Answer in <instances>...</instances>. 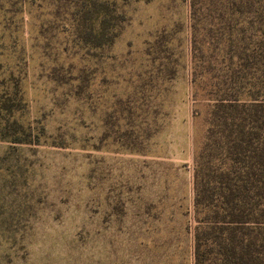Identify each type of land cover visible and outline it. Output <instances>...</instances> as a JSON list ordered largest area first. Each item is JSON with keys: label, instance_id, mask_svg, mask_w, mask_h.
Listing matches in <instances>:
<instances>
[{"label": "rangeland", "instance_id": "obj_1", "mask_svg": "<svg viewBox=\"0 0 264 264\" xmlns=\"http://www.w3.org/2000/svg\"><path fill=\"white\" fill-rule=\"evenodd\" d=\"M38 2L11 14L17 30L0 11V131L18 85L38 139L0 140V264H193L207 103L193 99L188 0H109L119 33L84 58L39 33L52 6Z\"/></svg>", "mask_w": 264, "mask_h": 264}, {"label": "trees", "instance_id": "obj_2", "mask_svg": "<svg viewBox=\"0 0 264 264\" xmlns=\"http://www.w3.org/2000/svg\"><path fill=\"white\" fill-rule=\"evenodd\" d=\"M26 1L0 0V11L10 14L7 28L18 29L20 18L12 15L24 18ZM45 1L51 20L41 21L39 33L50 31L56 48L65 43L64 58L77 50L84 58L119 33L123 16L109 0H39L38 6ZM188 5L193 99L202 90L207 103L193 154V264H264V0ZM70 41L74 52H67ZM20 91L16 85L7 98L13 106L0 140L31 144L38 139L19 118Z\"/></svg>", "mask_w": 264, "mask_h": 264}]
</instances>
